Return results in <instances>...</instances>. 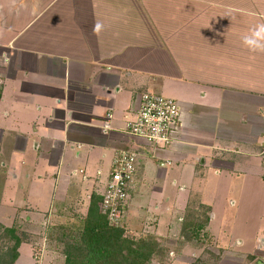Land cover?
<instances>
[{
	"label": "crops",
	"instance_id": "1",
	"mask_svg": "<svg viewBox=\"0 0 264 264\" xmlns=\"http://www.w3.org/2000/svg\"><path fill=\"white\" fill-rule=\"evenodd\" d=\"M260 23L264 0H0V264L16 237L10 264H65L51 233L87 217L122 149L138 153L125 235L185 237L203 208L188 241L264 264V54L242 42ZM145 92L182 107L165 147L128 133ZM180 247L171 264L202 251Z\"/></svg>",
	"mask_w": 264,
	"mask_h": 264
},
{
	"label": "built area",
	"instance_id": "2",
	"mask_svg": "<svg viewBox=\"0 0 264 264\" xmlns=\"http://www.w3.org/2000/svg\"><path fill=\"white\" fill-rule=\"evenodd\" d=\"M137 101L135 117L127 124L128 133L155 148L172 143L182 125L179 101L151 92L140 94ZM137 157V151L122 149L113 159L109 179L98 202L100 213L112 226L126 227L138 169Z\"/></svg>",
	"mask_w": 264,
	"mask_h": 264
},
{
	"label": "rangeland",
	"instance_id": "3",
	"mask_svg": "<svg viewBox=\"0 0 264 264\" xmlns=\"http://www.w3.org/2000/svg\"><path fill=\"white\" fill-rule=\"evenodd\" d=\"M207 216L208 214L203 208L192 209L191 213H189L188 215V219L185 218L187 219L185 230L188 226H191V228L192 226L194 227V223L197 221H204ZM84 220H66L65 223H62L61 225L55 227L56 230L53 234L51 233V243L53 244V246L57 247L58 251H70L78 255L80 261L84 260L85 257L84 247L78 248L81 244L79 237L83 228L82 226L84 224ZM124 229L126 232L127 226ZM147 231L148 232L143 229L142 231H139L138 234L128 233V235H125L131 241L136 242L133 245L134 247L139 246V244L142 242H146V244L144 245H147V242L155 245L151 247L154 250V255L149 260L141 262V264H171L173 262V259L177 257V254H179V251L181 250L180 245L195 243L198 246L200 245L202 250L201 253L197 251V254L194 256L189 253L187 258H183V260H181V264H236L234 258L228 256L224 249L219 247V245L217 246L212 242L208 243L206 240L203 242L198 240V242L194 240H191V242L188 241V239H186V236L190 234V232L185 235V237H183L184 235H182V228L180 227L179 230L171 231V233L167 235V237L161 239L157 238L154 233L155 226L147 228ZM7 235V232H5L0 226V240L2 246H6V243L8 241ZM190 235L191 237L194 236L192 232ZM13 246H9V252L12 251ZM74 246H76L77 249L74 248ZM126 252H128L127 249L125 253Z\"/></svg>",
	"mask_w": 264,
	"mask_h": 264
},
{
	"label": "trees",
	"instance_id": "4",
	"mask_svg": "<svg viewBox=\"0 0 264 264\" xmlns=\"http://www.w3.org/2000/svg\"><path fill=\"white\" fill-rule=\"evenodd\" d=\"M99 200L100 198L95 194L92 195L89 212L84 220L79 237L81 244L78 248L84 247L85 261H80L79 256L70 251H64L66 254L65 264H141V262L149 260L154 255V250L151 247L155 245L150 242L144 245L146 242H142L139 246L134 247L133 245L136 242L125 236L124 227L110 225L100 213ZM194 227L193 233L197 237L205 224L196 222ZM4 231L12 233L13 229L4 228ZM20 241V238L16 237L15 244L10 252L11 260L8 264L17 258V248ZM74 248L77 249L76 246ZM125 248L128 250L126 253Z\"/></svg>",
	"mask_w": 264,
	"mask_h": 264
},
{
	"label": "clouds",
	"instance_id": "5",
	"mask_svg": "<svg viewBox=\"0 0 264 264\" xmlns=\"http://www.w3.org/2000/svg\"><path fill=\"white\" fill-rule=\"evenodd\" d=\"M101 25L97 24L94 31L98 32ZM243 45L252 53L264 54V23L256 24L242 36Z\"/></svg>",
	"mask_w": 264,
	"mask_h": 264
}]
</instances>
